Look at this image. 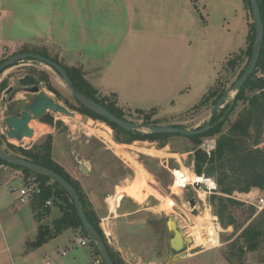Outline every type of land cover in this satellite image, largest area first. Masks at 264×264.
I'll return each mask as SVG.
<instances>
[{
  "label": "rangeland",
  "instance_id": "obj_1",
  "mask_svg": "<svg viewBox=\"0 0 264 264\" xmlns=\"http://www.w3.org/2000/svg\"><path fill=\"white\" fill-rule=\"evenodd\" d=\"M118 1L116 6L90 7L93 11H88L89 7L81 6L79 0H0V58L7 59L28 47L46 49L65 65L66 62L60 59L61 54L80 64L82 53L90 57L94 54L91 38L97 35L78 26L79 16L95 14L107 19L111 16L109 20H114L110 23L111 29L120 23L117 30L121 33L124 21L128 20V6L124 0ZM131 10L132 30L125 41L131 66L119 74L112 72L114 76L109 85L119 95L110 93L107 96L112 101L117 100L129 121L144 122L145 113L136 110L140 109L159 121L158 124L190 129L204 126L211 117L213 103L210 100L197 106L198 103L210 89H227L233 85L248 62V55L241 52L248 51L252 41L249 36L254 31L251 10L244 0H132ZM89 20L92 22V18ZM123 43L121 38L114 39L109 48L115 49ZM104 48L105 43L99 47ZM232 58L236 62H228ZM29 67L47 73L54 90L40 81L42 90L75 114L70 117L49 113L53 116L54 135L62 153H68L71 161L86 160L92 169L90 183L104 193L123 190L124 207L145 209L141 216L130 215L124 222L104 225V233L106 231L112 238L111 242L106 237L110 247L125 264H264V243L256 251L236 256L232 255L229 244L240 233L235 232V227H245L250 222V205L258 211L264 208L258 207V198L252 201L235 192L233 197L244 204L231 208L234 223L225 227L210 201L212 194L208 195L205 206L196 191L199 186L187 183L184 187V181L181 184L183 172L187 181L197 174L194 144L188 138L172 136L164 147H161V140L116 141V132L108 123L75 108L78 102L61 75L41 61L27 59L8 68L1 74L0 83L7 78V88L16 87L18 78ZM90 82L97 86L99 80L94 77ZM99 86L102 90L108 88ZM5 90L0 92L3 147L8 149L9 143L29 147L44 140L49 128L42 126L40 119L30 124L37 131L31 140H7V129L3 124L7 96L2 99ZM235 95H229L218 113ZM242 108L240 103L231 114V120ZM215 139V136H206L200 146H212ZM57 148L55 146V156L61 160ZM10 184L0 186V264H43L45 255L54 264H78L74 258L76 253L80 255L90 246L94 247L89 242L87 246H80L77 252L69 249L70 242L78 240L80 234L75 235L68 229L47 245L30 248V242L38 234L36 221L30 213L44 201L37 198L35 202L38 203L23 204L19 202L17 192L9 190L11 186H19L21 180ZM135 184L138 194L130 190ZM201 188H205V184ZM191 199L196 201L197 214L193 213ZM171 201L174 203L170 204ZM207 209L221 227L219 244L211 249L204 246L192 249L196 221L191 219L202 218ZM172 221L185 239V246L179 251L171 247L175 236ZM199 231L206 235L203 228ZM64 249L68 250V255L61 254ZM30 250H35L34 256L28 254ZM86 264H93L92 260L88 259Z\"/></svg>",
  "mask_w": 264,
  "mask_h": 264
},
{
  "label": "trees",
  "instance_id": "obj_2",
  "mask_svg": "<svg viewBox=\"0 0 264 264\" xmlns=\"http://www.w3.org/2000/svg\"><path fill=\"white\" fill-rule=\"evenodd\" d=\"M244 1L251 10L250 1ZM258 2L264 22V0H258ZM249 36L252 41L249 44L248 51L242 50L241 52L242 54H247L249 59L245 67L239 73L238 78L245 71L251 58L255 42V25L253 33ZM19 52L40 53L60 63L66 69L74 86L80 92L105 106L119 117L128 120L123 109L117 105V100L112 101L107 95L101 94L99 90L86 79L85 73L81 68L63 64L57 57L51 56L46 49H30L24 47V49L22 48ZM3 60H1L0 63ZM235 60L236 59L232 58L228 62L233 63L236 62ZM24 74H30L36 77L39 82L43 81L47 83L48 87L52 91L54 90L45 71L38 72L36 68L29 67ZM7 84V78L1 81L0 92L7 88ZM225 90V87L219 90L215 88L210 89L203 96L197 106H201L210 100L214 105ZM240 103L243 104V108L238 112L237 117L231 120V114L236 110ZM230 104H227L221 113H218V111L216 112L212 125L207 131L202 134L191 136L156 133L152 131L142 132L137 129L126 130L86 108L79 102L78 106L75 108L81 113L95 119H101L108 123L116 132V141L118 142L130 143L135 140H161V147H164L167 144L168 139L172 136H184L188 138L194 144L193 151L196 173L198 175L205 174L216 180L217 190L212 194L210 201L215 207L216 215L220 218L221 223L227 227L234 223L230 213L231 208L235 205L244 204V202L234 198L233 194L235 192L247 193L253 188L264 189V42L255 70L247 79L243 87L236 93L235 103L229 113L224 117ZM136 110L139 113H145V123H159V121L153 120L152 116L146 112L140 109ZM40 120L44 124L55 126L53 116L49 113L41 117ZM206 136L216 137L215 147L210 153L200 146V143ZM53 138V134L49 133L44 140L34 143L31 147L16 146L9 143L7 149L2 145V135L0 133V142L6 153L23 157L27 160L53 169L66 178L76 188L83 202L88 219L105 240L114 263L125 264L123 259L110 247L106 235L100 226V218L96 215L95 211L90 208L88 198L80 187V184L71 177L62 165L54 160ZM31 139L32 138L30 137H26L23 141H29ZM1 164L21 168L25 173V177L29 175L35 176L42 187V194L37 197L42 198L44 201L40 206H43L48 200L55 201L59 204L63 212V214L54 221L52 226H39L38 235L34 241L30 242V248H37L43 245L69 228L79 230L85 237H87L70 195L58 183L43 174L31 172L19 165L10 164L0 159V165ZM250 207L252 208L249 215V219H251L250 222L245 227H235V232L237 233L240 231V233L229 243L233 251L232 255L234 256L238 254L243 255L249 251H256L260 248L262 243H264V208L261 211H258L253 205H250ZM227 215L228 217H226ZM93 246L95 253L100 257V264H105L97 246L95 244H93Z\"/></svg>",
  "mask_w": 264,
  "mask_h": 264
},
{
  "label": "water",
  "instance_id": "obj_3",
  "mask_svg": "<svg viewBox=\"0 0 264 264\" xmlns=\"http://www.w3.org/2000/svg\"><path fill=\"white\" fill-rule=\"evenodd\" d=\"M251 5V12L253 16V23L255 25V44L253 46L252 54L250 61L242 73V75L233 83V85L229 86L222 96L217 100V102L213 105L211 109V117L206 122V124L199 128L190 129L187 127H182L179 125H166V124H150L145 122H133L126 120L124 118L119 117L112 111H110L105 106L101 105L94 99L88 97L84 93L80 92L75 86L73 81L71 80L66 69L58 62L53 59L42 55L40 53L34 52H21L14 56H11L0 63V76L1 74L11 68L13 66L18 65L19 63L31 58L37 61H41L48 66L54 68L63 78L74 99L79 102L81 105L86 108L92 110L98 115L108 119L109 121L119 125L123 129L131 130H148L156 133H164V134H181L185 136L202 134L207 131L211 125L213 118L219 108H222L227 101V98L231 93H237L245 84L247 79L255 70L257 63L259 61L263 42H264V22L262 18L261 8L258 0H249ZM2 99H6V115L3 121L4 126L6 127V136L9 140H18L23 141L24 138L30 137L33 138L35 134L34 128L30 126L31 122L34 120H38L47 113H62L64 115L74 117L75 114L71 110H69L66 106H64L59 101L55 100L53 97L47 95L41 88L40 82L36 77L30 74H24L23 76L18 78V85L14 87L13 85L9 86L5 92ZM18 94H23V99H17L16 96ZM1 98V94H0ZM235 103V97L231 101L228 109L226 110L224 117L229 113ZM0 159L8 162L10 164H16L23 168H26L34 173L43 174L53 181L58 183L71 197L77 215L81 221V225L87 235V238L92 244L97 246V249L104 261L105 264H115L112 256L109 252L107 244L101 234L98 232L96 227L91 223L88 219L83 202L76 188L61 174L56 172L53 169H50L44 165L32 162L23 157L12 155L6 153L0 142ZM80 169L83 173L89 175L91 174V170L84 160L80 162ZM191 207L193 208V213L197 214L198 210L196 209V201L195 199L190 200ZM172 224L174 226H172ZM171 228L175 232V236L171 241V247L179 251L185 246V239L180 231L176 228V223L171 222ZM179 236L182 238V243L178 244ZM188 242H192V239H187Z\"/></svg>",
  "mask_w": 264,
  "mask_h": 264
},
{
  "label": "crops",
  "instance_id": "obj_4",
  "mask_svg": "<svg viewBox=\"0 0 264 264\" xmlns=\"http://www.w3.org/2000/svg\"><path fill=\"white\" fill-rule=\"evenodd\" d=\"M79 1L81 6L89 7L87 8L88 11H93L91 10L92 7L116 6L117 5L116 3L120 2L118 0H79ZM124 2L128 6L127 8L128 20L124 21L123 28L121 29L122 34L117 30V27L118 25L120 26V23H117L118 25L112 28L114 31L111 29L110 23H113L114 21V20H109L111 19V16H108L107 19L106 16L100 17L98 15L97 17L95 16V14H92V16L88 15L89 17L86 16L87 14L80 15L78 26L80 28L82 27L85 31L91 30L92 33L97 35V36L93 35V37L91 38V41L93 43L94 54L92 55V57H90L82 53L81 55H83V59L80 64H75L72 60L67 59L62 54L60 56V59L64 60L68 66H76L81 68L85 73V77H88L89 82L90 80H93L95 77L99 80L97 86L100 85V86L108 87L102 90V88H98L97 86L93 85V83L90 82L95 88H97L100 91V93L106 95H109L110 93L116 94V96L119 95L118 92L114 88L111 89V86L109 85V83L111 82L110 81L111 78H113L114 76L112 72L115 71L117 73L118 72L121 73L123 70L128 68V65L131 66L130 61H128L129 58L127 56V52L125 49L126 48L125 41H126V37L127 36L129 37L132 30V10H131L132 0H124ZM93 9L95 11V8ZM88 18H92V22L90 20L88 21ZM112 18L115 17L113 16ZM84 20L87 21L86 24L84 23ZM97 31H99V33ZM101 31L102 33H100ZM120 35L123 36L120 37ZM118 38L119 39L121 38L124 43L119 47H115V49H113V47L109 48V44L111 43V41H113L114 39L117 40ZM104 43L106 48H104L103 50L99 49L101 44ZM1 59L2 58H0V60ZM23 97H24L23 94H18L16 96L17 99H23ZM41 124L45 128H49V131H45L46 134L51 133L54 136V140H53L54 160L57 161L60 165H62L65 168V170L71 175V177L80 184V187L82 188V190L84 191V193L88 198V201L90 203V208L94 210L96 215L100 218V226L103 229V231L106 230L104 227L105 224L107 225L109 223L110 225L111 224L114 225L115 223H117V221L124 222L125 221L124 219H126L127 216L136 215V214H139L141 216V214H143V211L145 210L143 207L141 208L124 207L125 193L123 190L121 191L116 190L114 193H104L102 189H99L98 187L90 183V178L92 173L87 175L81 171L80 169L81 160L76 159V161H71L69 159L68 153L67 154L62 153L61 150L62 148L59 146V143H57L54 135L56 126H51V125L49 126L44 123ZM34 129L36 130V128ZM7 140L9 139L7 138ZM55 146L58 147L56 150H58L61 160L60 159L57 160L55 156ZM84 161L92 172L91 166L88 164L86 160ZM24 177H25V173L21 168L13 167L10 165H7L5 168H0V186L8 185V184L11 185L10 183L16 181L17 179L21 180L20 185H22ZM130 190L131 192L133 191L134 194H138V189L136 188V184L131 185ZM236 193H238L239 195H243L247 199H251L253 201L256 198L264 196V189L253 188L250 192L247 193H240V192H236ZM35 201L36 200L32 202L38 203ZM51 202L52 203L50 205H47V203H45L43 206H40L39 204H37V206L33 209V212L30 213V215H32L36 221L35 226L37 227L38 231L40 225L52 226L54 221L63 214L59 204H57L55 201H51ZM69 229L73 230L74 231L73 234L75 235L76 233L80 234L78 240H72L73 242H70V245L68 246L69 249H76L77 252L80 246L88 245V244L87 245L80 244L79 242L80 239L85 238V236L79 230H75L73 228H69ZM59 235L53 238H57ZM49 241L44 243L43 245H47ZM110 241L112 242V238L110 239ZM43 245L37 248L43 247ZM62 251H66V255H68L67 249L66 250L64 249ZM34 252L35 250L34 251L30 250L28 254L34 256ZM83 253L86 255V257L84 256ZM83 253L82 254L79 253L80 255L76 253L74 257L75 260H77L78 264H86L88 259L92 260L93 264L94 261L100 260V257L95 253L94 247L90 246L89 248H87V251H84ZM45 261H50L52 264H54V262L51 261V259L47 255H45L44 258L42 259V262Z\"/></svg>",
  "mask_w": 264,
  "mask_h": 264
},
{
  "label": "built area",
  "instance_id": "obj_5",
  "mask_svg": "<svg viewBox=\"0 0 264 264\" xmlns=\"http://www.w3.org/2000/svg\"><path fill=\"white\" fill-rule=\"evenodd\" d=\"M35 134H36V130H35ZM9 141H12V140H9ZM29 147H31V145ZM214 147H215V142L213 143L212 146H208V145L202 146V148L204 150H206L208 153H210V151L212 149H214ZM6 166H7L6 164H1L0 168H5ZM200 177H206L208 180H211V184H209L207 182L198 181V179ZM193 178L194 179H191V180L189 179L187 181V183H191L193 186H199L200 189L197 188L196 191H197L199 197L202 199L203 204L205 206H207L206 199L208 198V195L215 193V191L217 190L216 180H215V178L208 177L205 174H201V175L195 174ZM186 184L184 185V187L186 186ZM202 184H205V188H201ZM9 190H10V192H17L19 202H21L23 204L31 203L39 195L42 194V187H41L40 183L37 181L36 177L33 175H29L27 177H24L22 185L17 186V187L11 186L9 188ZM46 203H47V205H50L52 202H51V200H48ZM258 207L259 208L264 207V197L258 198ZM105 233L107 234L106 237L108 239H111V238H109V237H111V235H108V233L106 231H105ZM192 241H193V239H192ZM79 242L81 245H87L89 243V239L87 237H85V238L80 239ZM61 254L66 255V251H62ZM100 262H101L100 260H96V261H94V264H100ZM43 264H52V263L50 261H45V262H43Z\"/></svg>",
  "mask_w": 264,
  "mask_h": 264
},
{
  "label": "bare ground",
  "instance_id": "obj_6",
  "mask_svg": "<svg viewBox=\"0 0 264 264\" xmlns=\"http://www.w3.org/2000/svg\"><path fill=\"white\" fill-rule=\"evenodd\" d=\"M45 92V91H44ZM46 93V92H45ZM47 94V93H46ZM48 95V94H47ZM20 96V95H19ZM50 96V95H49ZM106 125V124H105ZM110 129V128H109ZM175 171V170H174ZM184 173V172H183ZM182 177L183 185L187 183V178ZM188 177V176H187ZM189 178V177H188ZM190 179V178H189ZM194 179V178H193ZM191 180V179H190ZM198 181L207 182L211 184V180H208L206 177H200ZM174 202H170V204H173ZM198 205V204H197ZM210 210V209H209ZM204 214V213H203ZM199 215V214H198ZM202 216V215H201ZM193 222L196 221V227H195V237L193 245L191 246L192 249L198 247V246H204L207 249H211L219 244V233L218 230L221 229V227L213 221V216L209 213L208 209L205 210L204 216L201 218L200 216H195L191 219ZM172 226H174L172 224ZM192 228V227H191ZM190 228V229H191ZM197 228V229H196ZM200 228H203L206 231V235H202V233L199 231ZM192 230V229H191ZM189 233V232H188ZM182 237V234H180ZM179 236L178 244L182 243V238Z\"/></svg>",
  "mask_w": 264,
  "mask_h": 264
},
{
  "label": "flooded vegetation",
  "instance_id": "obj_7",
  "mask_svg": "<svg viewBox=\"0 0 264 264\" xmlns=\"http://www.w3.org/2000/svg\"><path fill=\"white\" fill-rule=\"evenodd\" d=\"M180 172H182V171H180ZM183 175H184V173L181 174V184H182V177H183Z\"/></svg>",
  "mask_w": 264,
  "mask_h": 264
}]
</instances>
